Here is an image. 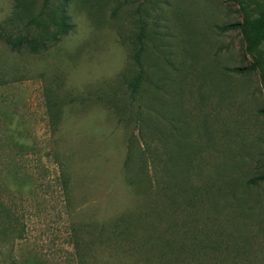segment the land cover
<instances>
[{
    "label": "rangeland",
    "instance_id": "rangeland-1",
    "mask_svg": "<svg viewBox=\"0 0 264 264\" xmlns=\"http://www.w3.org/2000/svg\"><path fill=\"white\" fill-rule=\"evenodd\" d=\"M43 1L19 0L6 30ZM261 1L68 0L73 28L47 51L0 41V264H264V182L247 183L264 174V82L231 71L252 59L216 29ZM16 3L0 0V24Z\"/></svg>",
    "mask_w": 264,
    "mask_h": 264
},
{
    "label": "trees",
    "instance_id": "trees-1",
    "mask_svg": "<svg viewBox=\"0 0 264 264\" xmlns=\"http://www.w3.org/2000/svg\"><path fill=\"white\" fill-rule=\"evenodd\" d=\"M63 1L64 3L62 4V8L54 11L48 10L49 0H44L39 14L35 17L27 19V22L23 25V30H25V32L22 34H11L6 30V28L12 26L14 21L18 20V18H22V16H19L18 14L19 0H16L17 3L15 5V13H13L12 18L8 19L3 24H0V41L12 52H21L22 50H26L30 54L45 52L55 46L59 43L61 38L66 36L73 28V25L70 23L69 16L66 14V3L68 0ZM26 9L28 10V8ZM239 9L242 14L240 22L216 27V29L220 32L227 30L239 31L244 45L243 54L245 56H250L252 59V62L248 66L243 68H233L231 71L239 74H246L258 70L261 74V79L264 82V56L261 53V46L264 43V0L255 4L254 12L247 10V7L242 4H240ZM32 29L37 31V35L34 37L29 36V31ZM143 35L144 31L142 28L137 39L140 41L143 38ZM139 43L140 46L133 55V64L138 68V74L128 84L132 94H135L139 90L144 75L140 64L142 47L141 42ZM59 182L65 193L69 183L68 176H65V173L62 172L59 177ZM258 182H264V174H260L259 176L247 181V183L253 185ZM140 189L141 193L146 195L145 199H147L150 192L149 184L146 182L145 185H141ZM152 212L154 213L152 204L149 203L147 207H143L142 210L137 213L125 214V216L120 218L118 222L112 224L110 227L111 229L109 230V235L112 236L111 239L115 240L119 237V235L123 237H125L126 234H129L128 237L130 235H134L131 233V230L139 229L141 227V218L150 215ZM162 213L165 214V211ZM12 214L13 213L9 211L8 217H12L13 221L17 224V219ZM134 217H136V219ZM119 224L122 229L118 233L117 230ZM11 230L13 232L17 231L14 229ZM144 243H148V238L145 239Z\"/></svg>",
    "mask_w": 264,
    "mask_h": 264
}]
</instances>
